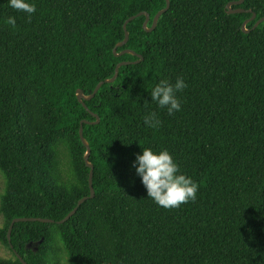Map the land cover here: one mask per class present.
Masks as SVG:
<instances>
[{"label":"trees","instance_id":"16d2710c","mask_svg":"<svg viewBox=\"0 0 264 264\" xmlns=\"http://www.w3.org/2000/svg\"><path fill=\"white\" fill-rule=\"evenodd\" d=\"M238 1L169 0L152 32L145 15L128 23L120 48L126 21L146 14L150 29L166 0H34L31 17L0 0V245L12 255L0 264H57L59 250L68 264H264V0L227 14ZM121 63L85 109L77 91ZM177 77L182 110L168 115L149 94ZM84 121L94 197L63 225L15 224L9 244L12 221L57 223L90 197ZM149 147L200 185L195 202L148 199L132 162Z\"/></svg>","mask_w":264,"mask_h":264},{"label":"clouds","instance_id":"9594fccd","mask_svg":"<svg viewBox=\"0 0 264 264\" xmlns=\"http://www.w3.org/2000/svg\"><path fill=\"white\" fill-rule=\"evenodd\" d=\"M7 3L12 9L26 13L29 17L37 10L34 0H7ZM6 23L15 28L16 17H8ZM186 88L187 83L183 77H177L174 83L162 79L149 94L151 102L159 109L166 110L168 115H173L182 110L178 93ZM144 124L157 128L160 125L157 113L147 114ZM132 168L146 189L148 199L158 206L173 209L195 202L200 185L181 172L178 163L167 149L157 151L150 147L142 148V154L135 156Z\"/></svg>","mask_w":264,"mask_h":264},{"label":"water","instance_id":"95a60500","mask_svg":"<svg viewBox=\"0 0 264 264\" xmlns=\"http://www.w3.org/2000/svg\"><path fill=\"white\" fill-rule=\"evenodd\" d=\"M242 4H243V0H239L238 2L230 3V4L227 6V14L232 15V14H244V13H250L249 11H244V10H240V9H237V10H232V9H231L232 6H240V5H242ZM168 9H169V0H166V8H165L164 10H162V11H160L159 13L156 14V16H155L154 19H153L152 27H151L150 29H147V25H148V22H149L150 18H149V16L146 15V14H138L136 17H132V18L128 19V20L126 21V23L124 24V26H123L124 31H125V40H124L121 44H119L118 47L121 48V47H123V46L128 42L129 34H128L127 31H126V27H127L128 23H130L131 21H133V20H134L135 18H137V17H140V16H142V15H145L146 20H145V22H144V24H143V29H144L146 32H152L153 30H155V28H156V26H157V22H158V20L160 19V17H161L164 13H166V12L168 11ZM255 19H256V14H252L251 19L248 20V21H246V22L243 24V26H242V31H243L244 33L247 34V33L249 32L248 30H246V25H247V23L250 22V21H254ZM263 22H264V18L258 20V21L255 23L253 29L257 28V27H258L261 23H263ZM114 53H115V51H114ZM122 54H131V55L135 56V54H134L133 52H131V51H125V52H123ZM122 54H121V55H122ZM117 56H120V55H117ZM138 58H139V61L142 60V58H141L140 56H139ZM136 63H138V62H136ZM126 65H128V64H127V63H121V64H119V65L116 67L114 77H113L112 79H110V80H107V81H105V82H102V83L98 84L97 87L95 88V90L93 91L92 95H90V96H88V97H85L81 91H77V95H76V97H77L78 102H79V103H80V104L86 109L84 103H85L86 101H90V100H92V99L95 97V95L98 93L99 89H100L104 84H113V83L116 81V79H117L119 68L122 67V66H126ZM95 118H96V122H95L94 124H98V123H99V119H98L97 117H95ZM83 124H91V125H92L93 123H88V122H85V121H84V122L81 123V125H80V130H79V137H80V140H81L83 146L86 148V153H85V156H84V162H85L86 167L90 169V174H89V189H90V197H89V198H85V199L80 200V201L78 202V204H77L76 209H74V211H72V212H71V213H70L65 219H63L62 221L57 222V223L54 222V221H51V220H46V219H16V220L12 221V223H11L9 229H8V233H7V239H8L9 244H10V236H11V232H12L13 226H14L15 224H18V223H28V222H32V223L38 222V223H42V224H50V225H52V224L63 225V224H65V223H66V222H67V221H68V220H69V219H70V218L76 213L77 209H78V208H79V207H80V206H81L86 200H88V199H92V198L94 197V191H93V187H92L93 167H92V165H90L89 162H88V159H89V156H90V147H89L88 143L85 141V139H84V137H83ZM10 247H11V246H10ZM15 255H16V257L18 258V260L20 261L21 264H26L25 261H24L20 256H18L17 254H15Z\"/></svg>","mask_w":264,"mask_h":264},{"label":"rangeland","instance_id":"374dc122","mask_svg":"<svg viewBox=\"0 0 264 264\" xmlns=\"http://www.w3.org/2000/svg\"><path fill=\"white\" fill-rule=\"evenodd\" d=\"M3 190H4V178L0 174V197L3 194ZM2 227H3V219L0 215V228ZM56 255H57L56 256L57 264H68L66 255L62 250L57 251ZM11 258H12L11 253L6 248L0 245V259H11Z\"/></svg>","mask_w":264,"mask_h":264}]
</instances>
